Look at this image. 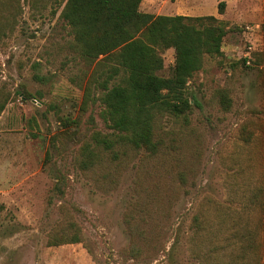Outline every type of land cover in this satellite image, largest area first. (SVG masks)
<instances>
[{"label": "rangeland", "instance_id": "rangeland-1", "mask_svg": "<svg viewBox=\"0 0 264 264\" xmlns=\"http://www.w3.org/2000/svg\"><path fill=\"white\" fill-rule=\"evenodd\" d=\"M224 1L235 3L206 0L200 13L221 18ZM237 2L238 13L221 18L223 56L206 59L188 83V121L158 119L156 154L83 170L81 148L111 132L98 100L105 76L70 49L58 15L20 1L16 26L0 39V264H264V219H224L260 176L264 185V25L256 28L264 0ZM186 4L146 0L142 10L176 15ZM163 57L168 74L173 49ZM243 125L250 143L239 138ZM75 234L80 242H54Z\"/></svg>", "mask_w": 264, "mask_h": 264}, {"label": "trees", "instance_id": "trees-1", "mask_svg": "<svg viewBox=\"0 0 264 264\" xmlns=\"http://www.w3.org/2000/svg\"><path fill=\"white\" fill-rule=\"evenodd\" d=\"M20 1L0 0V39L16 26ZM28 1L37 14L49 10L50 16L58 15L70 29V49L94 65L93 71L100 70L105 76L98 100L111 132L95 134L94 145L81 148L78 163L83 170L105 164L117 170L122 158L131 154L142 150L156 154L162 145L156 130L158 119L166 114L187 122L192 109V98L187 92L189 81L203 69L206 59L223 56L229 24L214 15H155L141 10L143 0ZM224 6V2L218 3L219 14ZM168 49L174 51V62L168 74H163V54ZM111 79L115 81L109 86ZM91 81H87L86 89ZM219 101L224 110L230 108L226 92L219 91ZM5 103L6 100H0V112ZM239 136L245 143L255 137L244 125ZM245 199L238 209L228 205L224 219H264L262 176ZM202 215L192 217L196 234L203 230ZM54 242H80V236L75 234ZM247 242L242 246L251 247V239L247 238Z\"/></svg>", "mask_w": 264, "mask_h": 264}, {"label": "crops", "instance_id": "crops-1", "mask_svg": "<svg viewBox=\"0 0 264 264\" xmlns=\"http://www.w3.org/2000/svg\"><path fill=\"white\" fill-rule=\"evenodd\" d=\"M148 1V0H147ZM206 0H187V4L186 6H182V5H177L176 6V10L178 15H187V16H202L204 14L200 13V10L202 8V6L205 4ZM235 1V3H227L225 2V14H223V16H221V18H225V19H230L231 17H228L229 13H234V8L240 7L242 6L241 2L238 3L237 0H232V2ZM244 2V0H242ZM146 0H143L141 3V10H142V4L145 5ZM240 4V6H239ZM235 13H238L237 11H235ZM257 18L259 20L260 23H258L256 25V28L260 27V24L264 25V8H259L257 11Z\"/></svg>", "mask_w": 264, "mask_h": 264}]
</instances>
